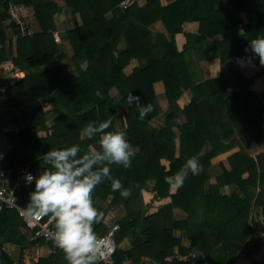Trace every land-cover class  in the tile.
Wrapping results in <instances>:
<instances>
[{"label":"trees","instance_id":"16d2710c","mask_svg":"<svg viewBox=\"0 0 264 264\" xmlns=\"http://www.w3.org/2000/svg\"><path fill=\"white\" fill-rule=\"evenodd\" d=\"M13 1L33 8L39 30L16 40V56L10 45L3 44L0 63L13 57L14 65L21 70L25 66L42 68L5 88L6 112L19 129L4 132L11 148L0 160V169L13 176L18 167H38L39 173L32 171L39 175L50 167L42 156L52 148L76 143L80 146L78 156L99 150V134L82 139V128L88 121L110 118L112 125L105 131L124 129L136 153L128 168L110 165L111 174L130 189L128 197L113 191L108 179L92 192L94 206L104 215L106 208L96 204L97 199L110 196L109 206L122 203L126 210L113 223L118 224L114 233L118 234V242L127 237L131 247L117 246L111 264H128V258L138 261L142 256L157 264H190L184 258L164 261L167 255L179 252L184 256L188 250L203 253L207 264H232L244 255V247L251 255L264 253V102L249 90L254 77L238 71L195 82L183 58L193 46L208 59L215 50L219 65L238 59L242 62L248 57L260 63L250 48L245 49L250 39L264 36V0H220L219 10L213 0H192L187 6L182 0L164 6L157 0L140 6L134 0L126 8L119 6L122 0H64L70 12L80 16V22L66 31L69 56L58 52L53 43L52 33L57 27L54 15L60 10L55 1ZM8 6L9 0H0L1 42L7 39L2 23L9 18ZM240 12L246 14L247 22L239 32ZM158 19L169 38L162 35L152 39L146 27ZM188 19L198 21L199 34L184 33L186 42L178 49L177 33L183 32L182 24ZM219 33L223 38L213 40L211 48L204 49L207 38ZM121 39L125 46L118 50L116 45ZM55 52L58 63L46 67L47 55ZM61 58L65 63L60 64ZM134 58L144 59L145 63L126 74L124 68ZM157 81L162 83L160 88L168 103L158 127L151 123L159 115L154 85ZM112 89L116 90L113 95ZM186 89L192 97L181 105L179 97ZM130 91L140 97L141 105H152L153 110L144 119H139L135 102L127 105ZM58 110L62 112L54 115ZM234 145L239 148L226 157L228 167L220 162L221 172L214 182H208L211 159ZM193 156L198 158L200 172L189 173L183 186L170 194L165 177L173 176ZM162 160L169 161L168 169ZM148 180L155 181L150 190L146 188ZM225 185H232V190L222 192ZM32 190L34 181L20 185L16 191L17 204L25 210ZM155 196H169L170 202L146 215L147 203ZM174 206L181 207L187 216L171 219L168 211ZM103 219L93 226L97 235L113 225ZM175 230L183 231L190 241L189 248L182 246ZM5 243L18 245L20 257L23 249L36 247V264H67L64 253L36 236V229L28 228L15 208L2 206L0 264H15L3 249ZM251 261L264 264V256Z\"/></svg>","mask_w":264,"mask_h":264},{"label":"clouds","instance_id":"9594fccd","mask_svg":"<svg viewBox=\"0 0 264 264\" xmlns=\"http://www.w3.org/2000/svg\"><path fill=\"white\" fill-rule=\"evenodd\" d=\"M249 48L264 64V36L250 39L245 50ZM247 59L251 61L252 57ZM126 101L127 105L135 102L139 119H144L153 110L151 104L141 105L140 97L131 91ZM111 125L112 120L109 118L88 121L82 128V139H91L99 134V150L92 149L78 156L80 146L76 143L52 148L42 156L45 164L50 167H45L37 176L30 171L23 176L26 184L34 181V190L28 193L26 204L28 215L32 218L53 217L55 243L63 251L67 264H99L105 255L93 227L104 216L93 204L94 188L108 179L111 189L119 190L122 197L131 194L130 189L111 174L110 165L118 164L128 168L136 153L124 129L105 131ZM200 170L198 158L193 156L186 160L177 173L165 177V180L176 190L183 186L189 173L197 175Z\"/></svg>","mask_w":264,"mask_h":264},{"label":"crops","instance_id":"0c3cea01","mask_svg":"<svg viewBox=\"0 0 264 264\" xmlns=\"http://www.w3.org/2000/svg\"><path fill=\"white\" fill-rule=\"evenodd\" d=\"M53 1H55L60 6L59 12H57L54 15V21L57 27L52 33L53 38L54 36L58 37V41H55L53 39V43L54 45H57L58 52L69 56L71 54V47L68 41V37L66 35V31L74 27L76 22H80V18H79L80 16L78 13L73 15L70 12L69 8L66 6L64 0H53ZM157 1L161 6H164V5L174 2L175 0H157ZM201 1H204V0H201ZM213 1L215 3V9L219 10L220 0H213ZM225 1H228V0H225ZM137 2L141 6V5H146L147 3L151 2V0H137ZM191 2L192 0H182L181 1L183 6L184 5L187 6V4H190ZM194 8L196 9L197 7H194ZM23 13H25L31 25L35 28V32H37L39 28L37 26V23L34 20L33 8L31 6L24 5ZM110 15H111L110 12L106 14L107 17H109ZM239 16L242 18V22L238 24L237 26L238 31L240 32L242 30V25L247 22V17L244 12H240ZM2 24L4 25V30H5V33L7 34V39L4 42L0 41V47L3 44L5 46L10 45L11 48L13 49V56H16V40L14 41L11 38L12 32L14 31L12 27L13 25L10 24L8 19L4 20ZM146 28L148 32L151 34V37L153 40H155L156 38L162 35L167 38L170 37L168 31L166 30L163 22L160 19L150 23ZM182 30H183L182 33L180 34L177 33L178 38L176 41V45L178 49H181L183 47L182 45H184V43L186 42V39L183 35L184 33L189 34V35H194V36L199 34V23L198 21L188 19L187 21L183 22ZM222 38H223L222 33L216 34L213 38H207V40L204 42V45H203L204 49H210L213 43V40L220 41ZM124 46H125V40L121 39L117 43L116 48L118 50H122ZM161 50H164L163 46H161ZM210 53H211V58L208 59L207 56L206 57L203 56V54L199 51V49L193 46L188 48L183 53L184 61L187 64L191 72L192 78L195 82L202 81L209 76L210 77L228 76L231 74H235L236 72L239 71L243 73L245 76L254 77L249 90H251L253 93L258 95L259 98L264 102V64L254 63L252 60L249 61L247 59L239 63L236 61H227L223 65L222 64L219 65V61H218L219 53H217L215 50H211ZM47 61L48 63L46 67L57 64L58 63L57 53L55 52V53L48 54ZM59 62L60 64H63L65 63V60L61 58ZM143 63H145L144 59L134 58L126 65V67L124 68V72L128 74L131 72V70L134 67L138 65H142ZM191 65H193L192 68H191ZM36 66H25V68L21 70L20 67L14 65L13 57H9L6 61L0 63V151L5 150L7 148V145L9 144L6 140V137L4 136V132L8 130H18L19 129V126L15 125V123L11 121V116L7 114L6 112L5 88L7 85L13 84L14 82L22 79L26 75V73L42 68L41 66H38V65ZM154 85L157 88L156 103L159 108V115L156 118H154L151 121V123L154 126L158 127L162 125V117L167 112L168 103L166 100L165 92L160 88L162 86V83L160 81H157L156 83H154ZM110 92L113 95L116 92V90L112 89ZM191 97H192L191 91L189 89H186L185 91H183V93L179 97L180 104L183 105V104L188 103ZM61 112L62 110H58L54 113V115L61 113ZM238 148L239 147L237 145H234L228 151L221 153L211 159V165L209 167L210 177L208 179V182H214L215 177L221 172L220 162H224L226 167H228L226 163V157L229 154L233 153L234 151H237ZM162 163L165 165L166 169H168L169 161L162 160ZM154 183H155L154 180H148L146 182V188L150 190L154 186ZM231 190H232V185H225L221 188V191L224 193H228ZM175 191L176 190H173L171 187L169 188L170 194L174 193ZM109 201H110V196L107 197L105 200L97 199L95 203L106 208V213L104 215L103 220L107 225H112L114 222L121 219L126 214V210L122 203L109 206L108 205ZM168 202H170L169 196L162 197V198L155 196L149 203H147L148 205H147L145 214L147 215V214L157 212ZM168 212L169 214H171V219H174V220L184 219L187 216V213L181 207H177V206L172 207L170 211ZM174 234L181 239L183 247L189 248L190 241L185 237L182 230H175ZM130 247L131 245L127 237L123 238V240L120 241L119 248L127 249ZM3 249L11 256V258H13L15 264H18V261L20 259H23V258H20L21 253H20V247L18 245L12 244V243H5L3 244ZM25 254L26 253L23 249L22 255L25 256ZM247 258L250 259L249 257ZM184 259L190 263L188 258L184 257ZM240 259H241V256L237 257L232 264H237V262ZM174 260L180 261L178 259H174ZM127 261H128L127 263L133 262L134 264H157V262L147 257H143V256L138 261H134L131 258H128ZM164 261L171 262V261L165 260V258H164ZM24 262H26V260H24Z\"/></svg>","mask_w":264,"mask_h":264},{"label":"built area","instance_id":"2783aa9c","mask_svg":"<svg viewBox=\"0 0 264 264\" xmlns=\"http://www.w3.org/2000/svg\"><path fill=\"white\" fill-rule=\"evenodd\" d=\"M133 0H122L119 4L122 8L129 6ZM24 5L21 3H16L13 0H9L8 21L12 22L16 31L12 32V40H17L19 37L31 36L35 33V28L31 25L29 19L23 13ZM54 40L58 41V37L54 36ZM7 140V139H6ZM8 142V141H7ZM11 148V144L7 145L5 150L0 151V160L5 156L7 151ZM30 171L34 176H37V173L32 171L29 167H18L13 176H9L6 170L0 169V208L6 206L9 208H15L18 213L25 220L26 226L28 228L36 229V236L42 238L43 240L49 242L53 250H60L56 246L54 239V227H53V217L51 215L42 216L37 218H32L28 215L27 210L21 208L17 204L16 191L20 185H28L25 183L23 176L24 173ZM118 228V224H113L109 230L103 235H97L98 239L101 242V245L105 251L103 259L99 264H111L113 254L117 249V244L115 243L113 233ZM63 252V251H62ZM184 257L188 258L191 264H207L208 259L205 255L199 251L188 250L187 253L183 256L181 253H175L167 255L165 260L172 261L174 259L181 260ZM128 264H134L130 262Z\"/></svg>","mask_w":264,"mask_h":264},{"label":"rangeland","instance_id":"374dc122","mask_svg":"<svg viewBox=\"0 0 264 264\" xmlns=\"http://www.w3.org/2000/svg\"><path fill=\"white\" fill-rule=\"evenodd\" d=\"M191 64H192V62H191ZM193 67V65H191V68ZM32 170H35L37 173H39V169H38V167H35V168H33ZM113 237H114V239H115V241H116V243H117V246L119 247V244H120V241L121 240H123V239H121V240H119V242L117 241V239H118V234H117V232H115L114 234H113ZM36 247H29V248H26V249H24V251H25V256L24 255H22L20 258H23V259H20L19 261H18V264H36V261H37V254L39 253L38 252V250L37 249H35ZM37 252V253H36ZM248 255H251V253L249 252V254ZM248 255H247V257H248ZM261 256H264V253H257L256 255H251V256H249V258L250 259H248L247 257H245V256H241V259L237 262V264H254V263H252V259L253 258H260ZM36 258V259H35ZM24 260H26V262H24Z\"/></svg>","mask_w":264,"mask_h":264},{"label":"water","instance_id":"95a60500","mask_svg":"<svg viewBox=\"0 0 264 264\" xmlns=\"http://www.w3.org/2000/svg\"><path fill=\"white\" fill-rule=\"evenodd\" d=\"M242 252H243L244 255H248L249 252H250V249L248 247H244Z\"/></svg>","mask_w":264,"mask_h":264},{"label":"bare ground","instance_id":"6f19581e","mask_svg":"<svg viewBox=\"0 0 264 264\" xmlns=\"http://www.w3.org/2000/svg\"><path fill=\"white\" fill-rule=\"evenodd\" d=\"M202 63V62H201Z\"/></svg>","mask_w":264,"mask_h":264}]
</instances>
